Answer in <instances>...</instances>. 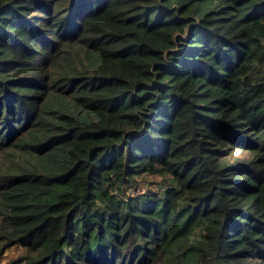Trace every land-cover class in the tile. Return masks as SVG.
I'll list each match as a JSON object with an SVG mask.
<instances>
[{
    "label": "trees",
    "instance_id": "1",
    "mask_svg": "<svg viewBox=\"0 0 264 264\" xmlns=\"http://www.w3.org/2000/svg\"><path fill=\"white\" fill-rule=\"evenodd\" d=\"M144 176L156 191L133 195ZM6 264H264V0H0Z\"/></svg>",
    "mask_w": 264,
    "mask_h": 264
},
{
    "label": "rangeland",
    "instance_id": "2",
    "mask_svg": "<svg viewBox=\"0 0 264 264\" xmlns=\"http://www.w3.org/2000/svg\"><path fill=\"white\" fill-rule=\"evenodd\" d=\"M160 179L157 176H144L140 179L137 184V191L133 192V195L138 193H144L148 191H156L158 189V184ZM14 249L6 250L2 254H0V264H6L8 259L15 254Z\"/></svg>",
    "mask_w": 264,
    "mask_h": 264
}]
</instances>
